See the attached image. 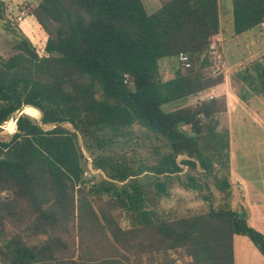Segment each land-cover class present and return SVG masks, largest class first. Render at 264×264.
<instances>
[{
  "label": "trees",
  "instance_id": "obj_1",
  "mask_svg": "<svg viewBox=\"0 0 264 264\" xmlns=\"http://www.w3.org/2000/svg\"><path fill=\"white\" fill-rule=\"evenodd\" d=\"M230 5L235 33L264 21V0ZM29 15L45 33L44 54L19 33L12 52L0 55V124L22 105L37 108L40 123L19 112L14 130L0 135V224L17 219L36 240L0 225V264H152L167 250L180 252L172 264H233L234 233L264 255V234L244 211L211 199L213 189L231 187L223 102L160 107L222 81L204 56L218 31L217 0H159L151 11L142 0H36ZM263 58L233 73L243 102L252 95L264 103ZM133 125L149 155L104 151L115 140L131 142ZM77 135L89 139L91 163L105 177L83 176ZM141 173L150 179L137 180ZM171 179L201 194L202 208L155 211ZM123 213L126 227L114 216Z\"/></svg>",
  "mask_w": 264,
  "mask_h": 264
},
{
  "label": "rangeland",
  "instance_id": "obj_2",
  "mask_svg": "<svg viewBox=\"0 0 264 264\" xmlns=\"http://www.w3.org/2000/svg\"><path fill=\"white\" fill-rule=\"evenodd\" d=\"M36 0H0V55L5 57L12 52V37L21 33L25 35L30 42L33 44L36 52L41 55L44 54V41H45V33L36 23L34 18L29 15L30 8L35 3ZM142 2L147 5L159 4V0H142ZM220 16H221V26H220V35L222 37L221 48L218 43V38L213 34L209 41L213 44L210 47L208 43L207 50L204 52V56H208L210 62L206 67L207 70L211 74H216L220 72L227 75V81L225 82L226 87L229 91H233L234 93L238 91L240 88L237 79L234 78V71L238 70L246 63L255 58H262L264 56V48L261 47L263 44V39L261 42L252 41L249 42V38L252 40L254 37V29H248L246 31H241L235 33L233 31L232 22H231V12H230V0H217ZM263 49V50H262ZM249 55V56H248ZM264 59V58H263ZM206 97L209 99L213 97V93L205 92ZM210 95V96H209ZM205 97V98H206ZM217 97L223 102V97L218 94ZM249 99V107L253 110H258L256 108H261L264 104L263 101L258 96H250ZM246 110L248 109L247 106ZM264 107V105H263ZM162 109V108H161ZM163 110V109H162ZM263 110V109H259ZM251 111V110H250ZM25 113L29 115L34 121L40 123L39 117L40 112L37 108L22 105L20 110L15 111L11 117L7 118L0 124V135L6 137L9 132L14 130V116L19 113ZM242 115H248L245 110H242ZM218 117L220 118V123L222 128L227 129L228 133V150H234L235 148H246L253 146L257 141H251L249 139H244L245 132H259L264 135V118H249V122L246 124H242L241 121L236 122L235 120L232 123H228L225 117V111L221 110L218 112ZM239 119V118H238ZM44 128H48L52 126L51 123H41L40 124ZM62 125L71 129V126L67 122H62ZM133 136L131 138V142L128 143H120V141L115 140L110 143L104 149L105 152L115 151L117 153L118 159L120 158H128L129 156H133L138 158L139 156H147L149 155V151L147 152V148L145 147L143 142H141V127L137 125H133ZM262 135V134H261ZM119 139V138H118ZM86 141L77 135V142L82 150L85 158V168L82 171L83 176L86 179L96 180L102 177H105V173L101 170L93 167L91 163V157L94 154L95 150L91 151L88 148ZM264 143V142H263ZM92 143L90 146L92 147ZM181 156H178L179 159ZM186 167L181 165L180 175H183ZM160 179L162 178L161 176ZM139 181H147L150 179L149 174L141 173L136 178ZM129 181V178L126 179V183ZM118 184H123L121 182H116ZM166 192L159 195L156 199L155 211H157L160 215L173 216L174 214H181L185 212L198 211L205 204L204 200H202L201 194H199L195 189H191L189 187L183 186L182 184H178L174 179L166 182ZM231 189V188H230ZM213 205L216 206L218 203H224L226 199L229 200V204L232 207H235V199H231L230 192L229 194H225L224 192H220L216 189H213L212 196ZM117 214L116 212H114ZM117 217L120 225L126 227L129 225V219L123 213L121 215H114ZM17 219L12 220L4 219L0 224L3 229L8 232L9 230H15L21 233L24 236V239L27 241H35L36 238H32L27 236L25 229L22 226L21 222L17 223ZM74 231V230H73ZM74 237V236H73ZM232 247H233V255L234 259L237 261L247 262L251 259V255L248 254V250L252 249L257 251V255L262 257L258 250L254 247V245L250 242V240L243 234H233L232 235ZM169 250L165 252L159 251L155 253V258L150 261L152 264H172V262H179L180 260V252L179 250Z\"/></svg>",
  "mask_w": 264,
  "mask_h": 264
},
{
  "label": "crops",
  "instance_id": "obj_3",
  "mask_svg": "<svg viewBox=\"0 0 264 264\" xmlns=\"http://www.w3.org/2000/svg\"><path fill=\"white\" fill-rule=\"evenodd\" d=\"M143 4L147 11H151L158 6V4H152L148 5L149 7L147 8V5H145L144 2ZM217 16L218 31L215 33V36L218 38V43L221 48V16L218 3ZM248 29L255 30L253 39L251 40L249 38L248 41L261 42V39H263V44L261 45V47L264 48V21ZM248 29H245L243 31H246ZM226 79L227 75L223 73L222 81L215 84L214 86L209 87L205 90H200L194 93L186 94L178 98L165 101L160 104V107L164 111L171 110L176 107L205 98V92H211L213 93V97L218 94L223 97L225 117L228 123H232L235 120L236 122L241 121L242 124H246V122H249V118H252V120H254V118L256 117L263 119L264 111L259 110L264 108L263 105L261 108H256L258 110H253L252 108H250L248 98L246 99V101L248 100L247 105L246 101L243 102L236 95V93L228 90L225 84V82L227 81ZM245 106H247L248 109H250L251 111L246 110ZM242 110H245L248 115H242ZM261 134L256 131L248 133L245 132V137L242 138L257 142L254 143L251 147L235 148L234 150H228V172L229 181L231 182L230 197L231 199L236 200L234 204L235 208L238 210H243L246 214V221L251 226H253L264 234V135L263 133ZM254 250H248V254L251 255V259H249V261H237L236 259H234L232 247L233 264H264V255H262L258 251L262 256L259 257V255H257L258 253H256L257 251Z\"/></svg>",
  "mask_w": 264,
  "mask_h": 264
},
{
  "label": "built area",
  "instance_id": "obj_4",
  "mask_svg": "<svg viewBox=\"0 0 264 264\" xmlns=\"http://www.w3.org/2000/svg\"><path fill=\"white\" fill-rule=\"evenodd\" d=\"M209 45H210V47L213 46V44L211 43V41H209ZM178 59L183 63L184 66H187L189 64L188 59H187V56L183 52H178Z\"/></svg>",
  "mask_w": 264,
  "mask_h": 264
}]
</instances>
